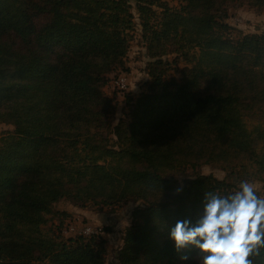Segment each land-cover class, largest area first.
I'll return each instance as SVG.
<instances>
[{
    "label": "trees",
    "instance_id": "obj_1",
    "mask_svg": "<svg viewBox=\"0 0 264 264\" xmlns=\"http://www.w3.org/2000/svg\"><path fill=\"white\" fill-rule=\"evenodd\" d=\"M133 1L0 0V264H105L111 225L66 237L60 201L142 203L116 264H200L170 229L196 224L204 193L264 183V32L232 40L227 23L234 6L264 14V0ZM139 35L153 62L112 126L101 88ZM181 61L180 80L165 79Z\"/></svg>",
    "mask_w": 264,
    "mask_h": 264
},
{
    "label": "rangeland",
    "instance_id": "obj_2",
    "mask_svg": "<svg viewBox=\"0 0 264 264\" xmlns=\"http://www.w3.org/2000/svg\"><path fill=\"white\" fill-rule=\"evenodd\" d=\"M129 1L134 5L133 0ZM167 1L170 5H174L173 0ZM136 23H139L137 19ZM227 23L231 26L229 38L232 40H238L244 35L264 32V14L246 5L231 7L228 13ZM127 54L123 64L118 66L116 70L107 76V78L109 77L108 82L101 88L102 93L107 96V99L111 100L112 105L115 107L114 114L107 116V122L111 123L112 126H114L120 118L124 119L133 114V98L130 97L128 101L126 89L128 93L131 92V94H135L138 83L144 82L147 79L146 74L149 70L148 63L153 62V59L147 55L140 35L135 36L134 39L131 40ZM172 58L173 56H170L169 59L163 58L162 62L164 63L166 60L170 63ZM183 67H185L183 61L169 64L166 66L164 78L167 80H180V73ZM126 68L128 71H126ZM119 73L124 74L122 76H124L125 79L122 81L123 87H119L125 89H119L113 82L110 84V77ZM6 130H11V127L0 125V132ZM199 171L203 175L211 174L218 179H223L227 175V172L212 166H203ZM178 179L180 180L181 178L179 177ZM249 182L255 185L258 196L263 197L264 183L257 180H249ZM238 185L239 184H237V188ZM141 204V202L127 203L114 207L113 209H115V211L113 212L110 211V208L100 212L93 209L95 207L92 205H88L87 207L90 208L87 209H76L69 203L60 201L54 208L72 213V218H68L63 222L62 233L66 237L77 234H84L87 236L99 232L106 224L111 225V232L104 235L106 239L105 264H116L117 250L122 245L123 231L131 224L133 210L141 206Z\"/></svg>",
    "mask_w": 264,
    "mask_h": 264
},
{
    "label": "clouds",
    "instance_id": "obj_3",
    "mask_svg": "<svg viewBox=\"0 0 264 264\" xmlns=\"http://www.w3.org/2000/svg\"><path fill=\"white\" fill-rule=\"evenodd\" d=\"M169 237L178 252L189 244L200 249V264H255L264 250V198L247 180L223 196L204 193L196 224L179 220Z\"/></svg>",
    "mask_w": 264,
    "mask_h": 264
},
{
    "label": "built area",
    "instance_id": "obj_4",
    "mask_svg": "<svg viewBox=\"0 0 264 264\" xmlns=\"http://www.w3.org/2000/svg\"><path fill=\"white\" fill-rule=\"evenodd\" d=\"M123 80H125V79H124V76H120V77H118V78L112 80V81L110 82V84L113 82L114 85L117 86L119 89H125V88H120V87H119V86L123 87V85H122V81H123ZM126 92L128 93V90H127V89H126Z\"/></svg>",
    "mask_w": 264,
    "mask_h": 264
}]
</instances>
